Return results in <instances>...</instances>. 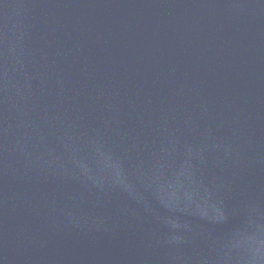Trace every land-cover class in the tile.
Returning <instances> with one entry per match:
<instances>
[{
    "label": "water",
    "instance_id": "95a60500",
    "mask_svg": "<svg viewBox=\"0 0 264 264\" xmlns=\"http://www.w3.org/2000/svg\"><path fill=\"white\" fill-rule=\"evenodd\" d=\"M0 264H264V0H0Z\"/></svg>",
    "mask_w": 264,
    "mask_h": 264
}]
</instances>
